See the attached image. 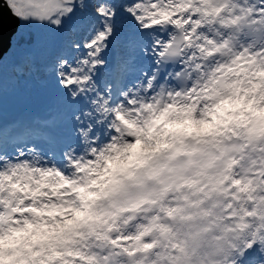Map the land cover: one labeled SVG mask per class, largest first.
Returning a JSON list of instances; mask_svg holds the SVG:
<instances>
[{
    "label": "clouds",
    "instance_id": "9594fccd",
    "mask_svg": "<svg viewBox=\"0 0 264 264\" xmlns=\"http://www.w3.org/2000/svg\"><path fill=\"white\" fill-rule=\"evenodd\" d=\"M262 5L264 0H236L231 9L221 4L222 16L212 17L216 22L206 29L214 42L212 55L177 45L178 51L165 50L174 56L156 63L160 57L152 55L149 37L135 48L121 44L97 74L93 91L100 99L92 98L95 107L58 106L40 98L25 109V115L10 120L0 158H15L9 164L15 168L14 179L25 177L20 184L31 188L39 187L34 181L42 180L40 191L47 195L41 201L64 202L68 210L67 217L57 214V220L71 219L73 208L87 213L66 232L57 250L81 251L88 259L66 255L63 260L69 264H127L115 255L118 249L108 240L117 233L132 235L140 226L151 228L148 236L156 247L140 253L139 264H239L237 252L264 239V196L257 191L255 203L247 195L230 199L235 193L224 179L233 174L242 178L252 172L264 174V98L259 91L250 94L256 112H245L246 120L236 113L203 130L167 132L158 149L157 137L149 135V125L161 132L167 123L189 113L198 112V120L211 121L208 113L225 92L224 84L236 78L221 69L235 58L243 57L241 64L248 67L264 66ZM21 49L24 60L14 71L27 81L44 65L47 42L42 35H26ZM121 59L128 63L123 73ZM31 83H26L27 90ZM19 128L29 135L16 143L9 134ZM141 129L139 136L132 135ZM138 139L150 150L106 175L109 158ZM41 170L50 174L42 176ZM252 179L256 188L264 189L261 176ZM84 186L97 196L85 202L80 191ZM23 195L7 179L0 185L4 200L15 201ZM39 248L37 244L35 250ZM250 259L264 264L259 253ZM54 264H62L61 259Z\"/></svg>",
    "mask_w": 264,
    "mask_h": 264
},
{
    "label": "snow or ice",
    "instance_id": "6c2138e0",
    "mask_svg": "<svg viewBox=\"0 0 264 264\" xmlns=\"http://www.w3.org/2000/svg\"><path fill=\"white\" fill-rule=\"evenodd\" d=\"M235 2L236 0H7L9 8L21 23L40 29L47 42L44 75L40 79L43 87L35 92L36 95L58 106L70 104L83 108L95 107L92 98L100 99L93 91L94 84L99 79L97 74L103 71L106 58L118 46L124 44L128 48H135L144 37H149L152 55L160 57L156 63L174 56V52L165 50L177 48V45L186 46L185 50L212 55L210 48L214 42L208 38L211 33L206 31L207 26L216 22L212 17L222 16L225 9L220 7L221 4L227 3L231 9ZM32 35V32L27 34L29 37ZM25 37L18 28L12 42L20 43ZM243 59L237 57L221 69L232 72L236 78L224 84L225 92L214 109L208 113L212 116L211 121L198 120L196 117L200 114L197 112L195 115L189 113L180 121L167 123L165 130L161 132H156L154 124L149 125V135L157 137V149L163 146L162 137L167 132L203 130L222 122L225 117H234L236 113L246 120L245 112H256L252 107L253 99L250 94L259 91L260 97L264 98V66L248 67L241 64ZM248 63L252 64L254 61ZM2 64L3 60H0V66ZM127 67V61L121 59V73ZM82 115L88 117L89 113L82 112ZM120 118L123 119V116ZM156 122L159 123V120ZM124 123L134 126L131 121L125 120ZM140 131L143 130L132 135L139 136ZM9 135L12 141L20 143L29 132L19 128ZM5 139V126L0 119V145ZM149 150L145 141L138 139L134 145H128L109 158L106 175H113L135 160L139 154ZM14 160L13 157L0 158V185L7 179L13 190L25 195L15 201L0 197V264H54L57 259H61L62 264H69V261L63 260L66 255L88 259L81 251L57 250L66 232L78 225L87 213L73 208L71 219H55L57 214L68 216L64 202L41 201L40 197L47 195L40 191L44 187L42 180L34 181L39 185L37 188L21 185L20 180L25 177L14 179L17 175L15 168L9 167L10 161ZM5 169H8L7 173ZM48 174L50 173L41 170L42 176ZM255 176H261L264 180V174L258 172L249 173L244 178L237 174L230 178L225 177L227 183L232 185L231 191L235 193V196L229 198L239 199L247 195L255 203L258 199L257 191L264 196V189L254 186L256 182L252 177ZM65 183L71 181L66 180ZM92 183L96 184L98 181ZM80 191L85 202L97 196V193L88 191V186L82 187ZM212 194L211 190L207 192L208 196ZM85 207L88 205L85 204ZM150 231V227L140 226L132 235L127 232L117 233L108 243L118 249L115 255L124 258L127 264H139V254L156 247L148 236ZM37 244L40 245L39 250H35ZM247 248V251L237 252L241 257L239 264H255L250 258L256 253L264 257V239L248 245ZM38 257L43 258L37 259Z\"/></svg>",
    "mask_w": 264,
    "mask_h": 264
},
{
    "label": "bare ground",
    "instance_id": "6f19581e",
    "mask_svg": "<svg viewBox=\"0 0 264 264\" xmlns=\"http://www.w3.org/2000/svg\"><path fill=\"white\" fill-rule=\"evenodd\" d=\"M19 30L22 34H26L28 31L32 30L36 35H41L40 29H33L31 25L22 24L21 21ZM21 45H17L15 41L12 42L10 49L1 59L3 60V64L0 66V100H2L5 103V107L12 112H20L35 105L37 96L33 90L36 89V92H38L43 87V84L39 82V80H35L38 72L37 74L29 75L28 79H30L32 83L30 85V90H27L25 87L26 84L17 78V73L14 69L9 68V64L13 62H18L20 60L23 63L24 54ZM11 75H15V78ZM38 77L41 76L38 75ZM4 83L7 85V88H3L2 85ZM0 106L2 107V102H0Z\"/></svg>",
    "mask_w": 264,
    "mask_h": 264
},
{
    "label": "water",
    "instance_id": "95a60500",
    "mask_svg": "<svg viewBox=\"0 0 264 264\" xmlns=\"http://www.w3.org/2000/svg\"><path fill=\"white\" fill-rule=\"evenodd\" d=\"M19 24L20 19L13 14L6 0H0V60L11 47L12 37L16 34ZM22 43L24 41L18 44Z\"/></svg>",
    "mask_w": 264,
    "mask_h": 264
},
{
    "label": "rangeland",
    "instance_id": "374dc122",
    "mask_svg": "<svg viewBox=\"0 0 264 264\" xmlns=\"http://www.w3.org/2000/svg\"><path fill=\"white\" fill-rule=\"evenodd\" d=\"M30 32H32L33 34H35V32H33L32 30L31 31H28L26 34H24V35H27L28 33H30ZM36 35V34H35ZM19 63H22V61H18ZM17 78H18V76H17ZM19 80H21L20 79V77L18 78ZM30 82V81H29ZM0 102H2V105L4 106V109L6 110V111H9V109L7 110V108L5 107V103L2 101V100H0Z\"/></svg>",
    "mask_w": 264,
    "mask_h": 264
}]
</instances>
